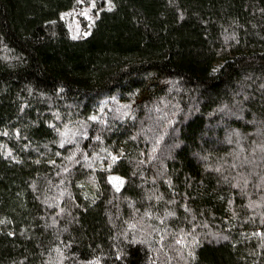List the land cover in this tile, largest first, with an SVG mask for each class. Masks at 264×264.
<instances>
[{"label": "trees", "instance_id": "16d2710c", "mask_svg": "<svg viewBox=\"0 0 264 264\" xmlns=\"http://www.w3.org/2000/svg\"><path fill=\"white\" fill-rule=\"evenodd\" d=\"M94 2L0 0V264H264V0Z\"/></svg>", "mask_w": 264, "mask_h": 264}, {"label": "rangeland", "instance_id": "374dc122", "mask_svg": "<svg viewBox=\"0 0 264 264\" xmlns=\"http://www.w3.org/2000/svg\"><path fill=\"white\" fill-rule=\"evenodd\" d=\"M69 22L72 24V32L73 34H79L81 33V28L78 26V23L76 21V17L74 18L73 14H68Z\"/></svg>", "mask_w": 264, "mask_h": 264}, {"label": "snow or ice", "instance_id": "6c2138e0", "mask_svg": "<svg viewBox=\"0 0 264 264\" xmlns=\"http://www.w3.org/2000/svg\"><path fill=\"white\" fill-rule=\"evenodd\" d=\"M108 5H109V7L114 6V5H112V0H108ZM92 6L95 7L94 0H93V5ZM84 15H87V13H84ZM89 19H91V17H89ZM83 35L87 36L88 35V32H84ZM93 119H95V117H93ZM110 179H120V180H122V178H120V177H115V178L110 177Z\"/></svg>", "mask_w": 264, "mask_h": 264}]
</instances>
